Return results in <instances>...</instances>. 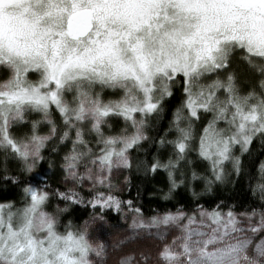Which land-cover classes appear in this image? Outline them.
I'll use <instances>...</instances> for the list:
<instances>
[{
    "label": "snow or ice",
    "instance_id": "6c2138e0",
    "mask_svg": "<svg viewBox=\"0 0 264 264\" xmlns=\"http://www.w3.org/2000/svg\"><path fill=\"white\" fill-rule=\"evenodd\" d=\"M0 74V179L17 183L10 165L32 172L50 145L64 146L60 169L71 185L30 183L19 206L0 201V264H94L103 243L90 239L87 221L61 231L60 213L72 204L131 206L113 194V173L131 169V151L150 139L149 118L164 111L175 85L182 95L154 141L158 154L138 162L164 170L170 192L186 185L195 197L196 184L221 181L226 164L238 176L234 150L264 138V0H0ZM25 124L29 131L16 135ZM85 183L87 201L77 190ZM256 188L264 201V182ZM52 198L65 207L46 211ZM132 211L131 227L155 229L160 241L155 256L140 254L143 264H264V207L238 214L197 204L191 214L178 208L147 219Z\"/></svg>",
    "mask_w": 264,
    "mask_h": 264
},
{
    "label": "trees",
    "instance_id": "16d2710c",
    "mask_svg": "<svg viewBox=\"0 0 264 264\" xmlns=\"http://www.w3.org/2000/svg\"><path fill=\"white\" fill-rule=\"evenodd\" d=\"M240 64L237 58L236 71L240 78L243 79L246 74V68L240 73ZM181 84L174 86V96L170 97L164 105V111L159 117H151L150 120V139L142 142L138 150L131 151L132 167L127 169L128 184L127 189L121 196L123 201H131V207L140 208L144 218H148L155 214L164 213L166 211L175 212L178 208L186 213L191 214L196 210L197 204L204 208H212L219 205V208L227 212L231 209L235 213H244L255 207L260 209L264 207V201L261 199L262 193L258 188L253 190L257 183L264 182L260 165L264 163V138L257 137L250 145L249 151L241 154L237 147L234 151L236 155L241 157V171L237 176L230 164L225 166V175L221 181H214L205 188L204 181L201 180L196 184L197 196H193L186 185H180L169 191L170 185L167 173L164 170L151 172L147 170L144 163L151 161L152 156L157 153L155 140L159 138V134H163L164 128L168 126L171 119V109L179 103L181 98ZM54 119L58 120V114L55 113ZM25 126V125H24ZM24 128L14 130L15 134L28 132V125ZM119 124L114 125V130H118ZM202 124L197 123V130ZM69 146V145H68ZM70 147V146H69ZM67 149L59 146L58 152L51 150V145L43 151L45 159L39 161L32 172L20 171L16 164L10 165V175L18 177L17 183H11L0 179V201L12 200L19 206L22 203V189L26 184L46 183L52 189L59 188L64 190L62 184L63 175L61 173V158ZM192 165L205 176H208L206 162L200 161L195 155L190 157ZM81 194L87 201L90 195L84 190H80ZM167 194V195H166ZM61 209L65 207V202L59 198H52L45 210L55 212L56 206ZM101 215L111 226L119 225V215L110 210L101 211L93 209L87 203L72 204L68 206V210L60 213L61 231L63 225L71 221V223L80 227L92 215Z\"/></svg>",
    "mask_w": 264,
    "mask_h": 264
},
{
    "label": "rangeland",
    "instance_id": "374dc122",
    "mask_svg": "<svg viewBox=\"0 0 264 264\" xmlns=\"http://www.w3.org/2000/svg\"><path fill=\"white\" fill-rule=\"evenodd\" d=\"M244 69H245V65L243 64L239 65L240 73L244 71ZM0 78H3L2 74H0ZM29 79L35 80L37 79V76L35 74L30 73ZM105 98H108V96H106ZM54 117H55V113L53 115V118ZM28 119L29 120L40 119V114L30 113L28 115ZM113 124L114 125L119 124L120 127H123V122L119 120L113 121ZM26 125L28 124H25V126L21 125L14 130L17 129L20 130V128H24V131H26L25 130L27 128ZM29 128L30 125H28V129ZM47 130H48L47 125L41 124L40 131L42 133H46ZM24 133L25 132H23V134ZM18 135H22V134L18 133ZM61 182L65 187L71 186L70 184L65 185L63 179ZM112 182L113 184L116 185V188L112 190L113 194L118 196L120 200L123 201L121 196L124 194L125 190L127 189V184H128L127 169H120L118 171H114L112 176ZM81 189L84 190V192H87L89 195H91L88 190L87 183H85L83 188H78L77 190L80 191ZM100 190L103 191L105 189H100ZM95 209H99V207ZM121 209L122 211L120 212H117L116 210L110 208H105L103 210V211L110 210L113 213L119 215L120 221L118 226H111L104 218L100 219L99 217L102 216L99 214L92 215L88 220H86L88 222V231H89L90 239L94 243H103L104 245V252L101 257H96L94 254L90 256V259L94 261V264H120L121 257L128 255H131L133 258L132 264H143L140 256L141 253L151 254L152 256H155L158 250V245L160 244V241L154 235L156 230L152 229L151 232L153 234H150L149 231L147 230L133 229L131 227L132 219L133 216L136 215L132 211L133 208L131 206L129 207L127 204L122 203ZM238 218L242 219V217H238ZM174 231L176 232V234H178V230H174ZM170 238H171V233L169 235V239Z\"/></svg>",
    "mask_w": 264,
    "mask_h": 264
}]
</instances>
